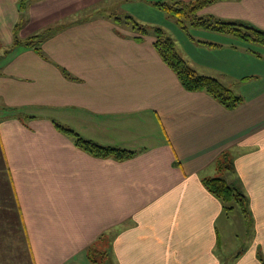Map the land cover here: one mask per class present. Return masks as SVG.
<instances>
[{
	"label": "crops",
	"instance_id": "1",
	"mask_svg": "<svg viewBox=\"0 0 264 264\" xmlns=\"http://www.w3.org/2000/svg\"><path fill=\"white\" fill-rule=\"evenodd\" d=\"M19 1L0 0V54L22 16L20 39L49 32L39 50L20 46L0 62V264H92L88 249L104 235L108 264H225L222 204L202 183L216 176L243 189L253 220L251 245L228 264H262L264 48L195 29L194 61L243 97L227 109L183 87L153 33L138 40L117 20L148 0H34L24 13ZM200 14L264 30V0ZM54 122L139 154L95 158ZM224 156L234 173L218 171Z\"/></svg>",
	"mask_w": 264,
	"mask_h": 264
},
{
	"label": "trees",
	"instance_id": "2",
	"mask_svg": "<svg viewBox=\"0 0 264 264\" xmlns=\"http://www.w3.org/2000/svg\"><path fill=\"white\" fill-rule=\"evenodd\" d=\"M34 0H20L19 9L22 13L26 12ZM222 1L228 0H192L185 2L182 0H170L169 2H158L156 5L165 10L167 13L173 15L180 27L188 30L189 27L194 29H205L220 34L231 35L236 39L248 43L250 46L258 45L264 48V30L243 21H226L216 18L215 16H203L200 13L207 7ZM119 22H125L140 37L152 32L155 36V48L164 60V62L176 73L183 87L189 92H205L216 99L227 109H235L242 104L243 97L234 93V91L224 85L218 78L201 75L196 69L189 65L187 61L182 59L176 50V44L163 29L149 27L137 22L133 17L127 16L125 18H118ZM25 18L22 16L20 21L14 28V42L12 46L3 54H0V62L12 52L15 48L23 46L28 48L40 49V44L44 39V32L42 35L30 36L26 40L19 38V32L24 26ZM2 45L0 43V49ZM10 115H16L15 110L9 112ZM56 128L61 133L68 136L76 147L86 152L87 154L100 159H113L115 161H125L136 157L139 152L120 148L115 146L103 145L94 140L83 137L78 131L54 122ZM224 159L218 161L217 168L219 172L228 171L234 173V164L231 158L224 156ZM202 183L205 188L216 197L222 204V211L226 217L239 210L248 226L252 225V215L250 211V201L241 187L228 183L223 177H204ZM105 235L101 236L100 240L95 246L88 249V258L92 264H100L97 260L98 255H108L110 250V240H105ZM108 242V252L99 251L97 246L99 242ZM218 250L222 249L221 238L218 237ZM101 247V245H99ZM258 258L262 264L264 259L262 253L258 252Z\"/></svg>",
	"mask_w": 264,
	"mask_h": 264
},
{
	"label": "rangeland",
	"instance_id": "3",
	"mask_svg": "<svg viewBox=\"0 0 264 264\" xmlns=\"http://www.w3.org/2000/svg\"><path fill=\"white\" fill-rule=\"evenodd\" d=\"M148 1L149 4L143 5V7H140V4L134 3L122 6L120 8L129 13L127 14L128 16H130V14L132 17L134 16L133 18L140 24L163 29L165 33L174 40L176 44V50L180 57L187 61L190 66L196 69L199 74L208 76V74H206L207 71L204 70V67L199 66L194 61L195 49H191L189 45L191 44L193 46H198V42L195 43L197 38H194L195 29L192 27H189L188 30L182 29L178 24L177 19L173 15L167 13L161 8L156 7V4L160 0ZM144 9L147 11L145 12V18L137 16V14L143 12ZM122 10H119V13H126L122 12ZM219 227L223 237V247L220 253L226 261L225 264H228L237 254L247 249L251 245V233L246 231L245 220L239 210L233 211L229 217H221L219 221ZM107 239L108 236L106 235L105 240ZM107 243L108 242L106 241L99 242V245H101V247H99V245L97 246L99 251L108 252ZM107 257L108 255H98L97 260L100 262V264H108L109 261L106 260Z\"/></svg>",
	"mask_w": 264,
	"mask_h": 264
}]
</instances>
